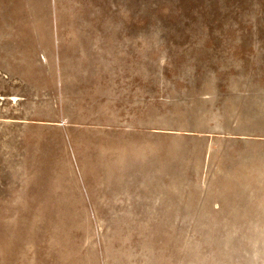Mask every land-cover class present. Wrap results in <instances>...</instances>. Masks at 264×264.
<instances>
[{"label":"rangeland","instance_id":"rangeland-1","mask_svg":"<svg viewBox=\"0 0 264 264\" xmlns=\"http://www.w3.org/2000/svg\"><path fill=\"white\" fill-rule=\"evenodd\" d=\"M0 264H264V0H0Z\"/></svg>","mask_w":264,"mask_h":264}]
</instances>
